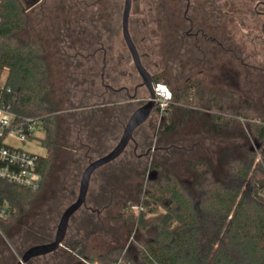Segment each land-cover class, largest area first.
Segmentation results:
<instances>
[{
	"label": "trees",
	"instance_id": "1",
	"mask_svg": "<svg viewBox=\"0 0 264 264\" xmlns=\"http://www.w3.org/2000/svg\"><path fill=\"white\" fill-rule=\"evenodd\" d=\"M116 1L114 10L104 4L102 12H98L95 0H86V21L80 30L87 38H92L93 48L96 47L94 24L99 13L108 19L111 14L120 18L121 1ZM146 8L144 18L148 20V26L142 24V31L147 33L151 26L149 19L156 17L157 20L159 14L156 5L153 13L149 11L150 6ZM151 22L156 23L155 20ZM28 26L29 15L21 0H0V68L7 70L6 84L12 91L8 103L19 118L34 120L40 128L41 135L36 138L46 149V155L40 156L43 186L54 171L63 124L69 127L70 136L76 131L74 144L82 151H75L77 158H73V164L81 160L90 163L104 156L118 143L127 119L137 107L125 91L132 92L140 81L139 76L134 75L135 67L129 65L133 69L129 72L131 77L120 79L127 81L121 84L126 87H120L124 91H106L100 80L101 70L97 72L91 65L97 57L80 46L84 55L72 56L74 64L71 66L75 69L69 77L72 86L67 85L65 90H70L67 94L71 110L61 118L54 98L51 67L45 57L44 40L20 35ZM150 34L153 38L147 39L149 43L143 44V50L153 57L158 46L156 41L160 42V32ZM156 55L160 56V52ZM81 57L86 64L76 61ZM143 65L152 74L154 82L159 83L165 71L154 73L156 67ZM142 88L147 96V90ZM172 92L174 97L168 109L169 116L161 122L156 133L154 124L145 123L142 127L146 131L138 129L135 132V143H131L124 154L94 173L92 181L99 184L96 194L89 189L86 205L72 217L69 229L79 217L94 227L95 214H107L108 217L114 206L124 202L120 219L124 225L136 227L135 239L125 254L126 264H264V116H260L262 119L258 116L251 118L241 110L230 108L228 102L234 94L219 93L203 87L200 82L176 87ZM174 109L180 112L181 120L208 111L209 129L216 134L223 133L242 117L247 122L250 136L260 144L259 151L247 150L244 158L230 160L218 168L203 160L190 162L189 170L196 174V178L188 186L177 170L167 163L165 147L158 146L156 154H144L151 148L156 134L175 131L171 118ZM228 113L234 116L228 117ZM149 164L150 168L146 170ZM151 170L161 175L150 180L148 172ZM137 177L143 182L132 184ZM41 188L32 191L0 179V201L8 202L12 209L9 219L0 224L2 232H7L25 216ZM135 188L136 199H131L129 195ZM135 207L140 210L135 211ZM43 229L48 231L47 227ZM2 232L0 249L6 253ZM48 237L46 234L40 236L39 244L51 242ZM80 244L81 241H72L67 234L64 246L57 252L70 254ZM122 253L123 248H112L103 262L113 264Z\"/></svg>",
	"mask_w": 264,
	"mask_h": 264
},
{
	"label": "rangeland",
	"instance_id": "2",
	"mask_svg": "<svg viewBox=\"0 0 264 264\" xmlns=\"http://www.w3.org/2000/svg\"><path fill=\"white\" fill-rule=\"evenodd\" d=\"M55 5L54 9L47 12L46 17L40 19V21L37 18V15H39L38 12L33 14L29 12V26L20 35L27 39L41 38L44 40L46 47L45 57L51 67V81L55 87L54 98L60 108V117L62 118L67 116L71 110V101L65 90L67 85L72 86V83L69 82V77L75 70L70 64L69 66L67 65L68 59L65 55L64 48L78 49L80 46H84L88 49L94 46L91 44L92 40L90 39L92 38L89 39L82 33L73 34L70 37V41L69 38L65 37L70 32H67L64 28L66 25L64 22L65 18H63V13L55 10ZM145 6L144 4L141 5L142 12L139 16H135V19H145ZM169 9L174 11L175 6H169ZM73 12L74 9L70 12L71 19L74 17ZM151 26L158 33V23H154ZM144 32L147 37L153 38L150 31H148V34L146 30ZM141 36L142 34H138V37ZM160 37L161 35L158 36V39ZM78 38L82 39V41H78L80 40ZM118 43V46L126 48L121 35L119 36ZM158 43L159 40L158 42L156 41L158 46L153 52V59L155 61L161 60L160 56L156 55L158 51H161ZM139 45H141V42H139ZM260 50L261 54L258 55V60L253 58L247 60L250 65H258L257 77L253 70L254 67H249V65L244 67L234 60L230 65V71L234 81H231L230 84L220 83L216 87H212L209 83L211 73L208 70H205L200 75H195L193 78L199 80L205 88H213L219 91V93L226 92L234 94L233 98L228 102L230 108L241 110L243 114L251 118L258 116V119H262L260 116H264V48L262 47ZM72 53H74V50ZM84 60L81 57L77 58L76 61H82L86 64L87 62ZM95 60L96 62L92 61L93 64L91 65H94L95 70L100 72V55ZM219 61V66H222L223 60L221 59ZM70 62L74 64V62ZM125 69L128 72L133 71L131 66L125 67ZM121 70H124V68H121ZM154 73H162V69L157 68ZM134 75L139 76L135 68ZM6 79L7 70L0 68V82H5ZM138 81H140V78ZM176 81H173L166 73H163L160 80V82L167 84L171 90L186 85L184 81ZM125 82L127 83L124 79L120 81V84H125ZM209 116L210 113L205 110L201 116L194 115L181 120L180 112L174 109L171 118L175 124V131L165 135L156 134L153 138L151 152L149 154H156L158 146L165 147L164 152L167 157V163L171 164L177 170L179 177L188 186L196 178V174L189 170L190 162L203 160L209 162L214 168H218L230 160L244 158L247 150L259 151L258 142L250 136L249 128L244 118L243 120L239 119V121L236 120L233 122L223 133L216 134L209 129L207 123ZM227 116L233 117L234 115L228 113ZM149 122L154 124V132L156 133L161 124L159 123L158 116L155 114L152 115ZM75 132H73V136H70L69 127L65 123L63 124L59 140V155L55 160L53 173L46 178L38 198L25 216L17 223H14L7 232H2L1 230L4 237L3 248L7 249V252L5 253L3 249H0V264H17L22 254L30 247L39 244L41 240L40 236L44 234L49 236V241H52L56 235L57 226L63 212L77 199L80 180L89 161L81 160V162L73 164V158L74 160L77 158L75 151L82 152L74 144ZM28 147L39 155H46V149L40 140H35ZM99 155L96 154V156ZM259 159L260 157L258 156ZM149 168L150 164L147 165L146 170H149ZM152 171L154 170H151L148 174ZM160 175V172L156 171V177ZM137 181L143 182L139 177L133 179L131 182L136 185ZM128 182L125 185H128ZM98 185L96 180L91 182L90 192L92 194H96ZM136 192V188L133 189L129 197L136 199ZM123 203L120 202V204L114 206L108 214V217H113V220H109L107 214L98 215L97 213L95 214L94 227L83 222L82 217H79L78 220L71 223L67 233L68 237L72 241H81L80 246L78 245L79 247L73 249L72 253L57 252L56 254L35 258L28 264H98L104 263L103 261L107 252L112 248H123V251L128 249L133 239H135L136 227L126 226L121 221L120 215L122 213ZM134 210L138 211V207H135ZM44 227H47L48 231L43 229ZM38 228L39 230H37ZM27 231H31V233Z\"/></svg>",
	"mask_w": 264,
	"mask_h": 264
},
{
	"label": "flooded vegetation",
	"instance_id": "3",
	"mask_svg": "<svg viewBox=\"0 0 264 264\" xmlns=\"http://www.w3.org/2000/svg\"><path fill=\"white\" fill-rule=\"evenodd\" d=\"M120 1V18L116 14H111L108 19L99 13L97 23L94 24L96 47L87 49L93 56L100 55L101 84L106 91L112 93L124 91L120 87L126 86L120 84V79L131 77L125 67L134 66L126 43L127 50L118 46L120 35L125 42L123 37L125 0ZM21 2L28 15L29 12L31 14L38 12L39 21L44 19L46 13L54 9L56 4L55 10L63 13L66 24L64 28L70 32L65 37L69 38L70 41L73 34H83L81 30L83 22L86 21V0H21ZM116 2V0H95L94 4L98 7V12H102L104 4L108 8L110 7L109 9L114 10L117 6ZM143 4L150 6L149 11L151 13H153V6L156 5L157 7L159 16L157 20L156 17L150 18L149 24L152 25L153 22L151 21L154 20L158 23V34L160 32L161 35L159 42L161 48L160 61H155L149 52L143 50V46L147 45L149 37L142 31V24L148 26V20L146 17L141 20L134 18L142 12L141 5ZM172 5L175 6L174 11L169 9V6ZM146 6L144 11L147 9ZM73 9L74 17L71 19L70 12ZM57 17L59 18L58 15ZM128 27L130 35L142 56V63L151 64V68H162V71H165L172 80L184 81L186 85L193 81L200 82L193 77L208 70L211 73L209 83L212 87H216L220 83L230 84L231 81H234L230 71L231 62L234 60L244 67L248 65L254 67L255 76H258V65H250L247 60H251V58L258 60V55L261 54L260 49L264 48V0H132ZM148 28L150 33L157 31L152 26ZM71 32L73 33L71 34ZM138 34H142V36L138 37ZM64 50L68 59V66L69 64L72 65L70 61L73 55H84V49L64 48ZM73 50L74 53H72ZM221 59L223 65L219 66ZM141 84L140 78L139 84L133 88V93L128 89L125 91V95L137 104L132 113L149 97V95L145 96ZM67 92L70 93V90ZM157 113L156 106L152 115H157ZM149 124L152 125V122ZM140 128L139 130L146 131L145 127ZM258 148H260V144H258ZM150 152L151 148L144 154L149 155Z\"/></svg>",
	"mask_w": 264,
	"mask_h": 264
},
{
	"label": "built area",
	"instance_id": "4",
	"mask_svg": "<svg viewBox=\"0 0 264 264\" xmlns=\"http://www.w3.org/2000/svg\"><path fill=\"white\" fill-rule=\"evenodd\" d=\"M11 93V88L7 86L6 81L0 82V179L36 191L42 186L41 155L28 145L38 140L36 136L40 134V128L34 120L19 118L12 111L8 103ZM173 97V92L167 84L155 83V102L159 123L169 116L168 109L173 103ZM240 119L243 120L241 117ZM138 209L140 210V207ZM11 214L12 209L9 203L0 201V224L9 219ZM126 251L127 249L113 264H126Z\"/></svg>",
	"mask_w": 264,
	"mask_h": 264
},
{
	"label": "water",
	"instance_id": "5",
	"mask_svg": "<svg viewBox=\"0 0 264 264\" xmlns=\"http://www.w3.org/2000/svg\"><path fill=\"white\" fill-rule=\"evenodd\" d=\"M131 8L132 0H125L123 11V37L131 54L134 67L142 80L141 86L147 90L149 97L145 103L132 113L115 147L104 156L91 161L84 169L80 180L77 199L63 212L58 223L54 239L51 242L37 244L27 249L22 254L17 264H28L33 259L53 254L64 246V241L66 239L72 217L86 205L94 173L101 167L117 160L122 154H124L127 147L131 143L135 142L134 135L137 129L147 123L155 111V82L151 73L143 65L142 56L140 55L129 32L128 22ZM156 178V171H152L149 174V179L155 180Z\"/></svg>",
	"mask_w": 264,
	"mask_h": 264
}]
</instances>
